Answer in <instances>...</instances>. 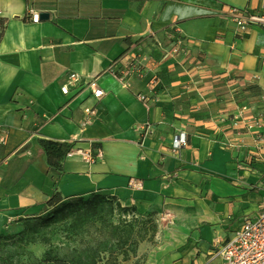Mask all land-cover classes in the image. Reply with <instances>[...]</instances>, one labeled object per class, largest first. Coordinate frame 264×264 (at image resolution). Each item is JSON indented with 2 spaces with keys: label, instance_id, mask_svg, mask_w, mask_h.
<instances>
[{
  "label": "crops",
  "instance_id": "obj_1",
  "mask_svg": "<svg viewBox=\"0 0 264 264\" xmlns=\"http://www.w3.org/2000/svg\"><path fill=\"white\" fill-rule=\"evenodd\" d=\"M263 5L0 0V129L7 134L0 232L41 211L54 190L63 197L103 191L155 214L164 228L158 243L139 242L126 264H217L220 242L264 202V139L257 137L264 132V29L238 34L224 13ZM30 9L48 17L34 22ZM177 34L185 51L173 54ZM134 57H145L143 75L127 70ZM69 72L95 78L103 96L69 84ZM85 106L95 116L83 124ZM240 114L259 115L261 125L246 129ZM177 131L187 143L174 152ZM39 138L101 156L88 163L67 155L54 182Z\"/></svg>",
  "mask_w": 264,
  "mask_h": 264
},
{
  "label": "rangeland",
  "instance_id": "obj_2",
  "mask_svg": "<svg viewBox=\"0 0 264 264\" xmlns=\"http://www.w3.org/2000/svg\"><path fill=\"white\" fill-rule=\"evenodd\" d=\"M46 173H51L55 182L58 170L47 169ZM97 193L105 194L108 198V203L99 207L97 213L82 206L64 207L67 202L78 200L80 196L88 198L91 193L66 197L57 205L46 207L35 215L13 218L7 222L0 232V242L5 244L7 251L14 252L12 258L20 264H35L49 246L56 255L67 259L77 258L82 250L89 254L83 263L72 261L68 264H90L96 248L99 249L94 258L100 256L96 264H126L133 255L131 246L136 252L139 242L160 241L164 228L160 231L158 216L142 214L132 208L122 210L117 205L119 201L115 195L103 191ZM133 241H137V245H133ZM100 242L106 244L98 246ZM105 247L113 248L114 253L109 255L108 250L99 251ZM126 249L128 257L123 260L122 251ZM138 262L139 258L134 260V264Z\"/></svg>",
  "mask_w": 264,
  "mask_h": 264
},
{
  "label": "built area",
  "instance_id": "obj_3",
  "mask_svg": "<svg viewBox=\"0 0 264 264\" xmlns=\"http://www.w3.org/2000/svg\"><path fill=\"white\" fill-rule=\"evenodd\" d=\"M225 17L233 22L238 34H245L251 27L257 26L264 29V5L260 9H251L247 7L229 6L224 13ZM30 18L37 22L40 20V13L30 9ZM185 51L184 38L180 35L174 36L171 46V52L177 54ZM145 57L129 58L126 62L127 70L143 75L146 69ZM68 83H79L78 88L88 87L91 89V95L95 99L103 96L104 91L97 86L95 78L80 80L76 72L68 73ZM68 85L62 86L63 93L68 92ZM141 99L145 97L139 95ZM85 119L83 124L89 123L95 116L94 106H85L83 108ZM239 118H245L244 124L246 129H255L261 125V117L259 115H248L246 117L241 114ZM238 120H236L237 122ZM143 128H146L143 126ZM6 130L0 129V146L6 143ZM258 140L264 139V132L258 133ZM187 143V135L185 131H177L173 134L171 140V150L177 152ZM78 155L82 160L93 163L101 152H93L90 148H72L68 153ZM132 187H139V183L130 182ZM219 257L217 264H264V202L257 214L249 216L243 220L241 225L220 242L215 251Z\"/></svg>",
  "mask_w": 264,
  "mask_h": 264
},
{
  "label": "trees",
  "instance_id": "obj_4",
  "mask_svg": "<svg viewBox=\"0 0 264 264\" xmlns=\"http://www.w3.org/2000/svg\"><path fill=\"white\" fill-rule=\"evenodd\" d=\"M39 145L42 147V149L46 153L47 157V163H48V169H51L52 171L58 170L57 175L60 173L61 169V161L64 157L68 155V153L73 148L72 143L58 141L54 139H48V138H39L38 139ZM56 181V179H55ZM80 196V195H79ZM64 198L57 190H54L53 193L49 196V198L45 201L43 205V209L50 206H55L58 203H60ZM108 203L107 195L97 192H91V195L88 198H80L75 201H69L66 204H64V207L73 206V207H87L89 209H92L93 213H97L99 210V207H102V205ZM118 207H120L122 210H128L130 207L122 206L120 203L117 204ZM154 230L152 231V233ZM144 238H142L143 240ZM141 240V239H140ZM33 241V240H32ZM106 244L105 242L98 243V246ZM133 245H137V241L132 242ZM99 248L95 249V256L90 258L91 263L90 264H96L99 260L100 256L96 257V252H98ZM109 255H112L114 253L113 248L107 249V247L100 249L99 251H107ZM130 251L132 254L135 253V248L132 246L130 247ZM14 252H9L5 249V244L0 242V264H20L18 261H14L12 256ZM89 257V254L85 252V250H82L77 258H70L67 259L65 257L58 256L54 253L53 248L49 246L46 248L43 252V255L41 259L36 262L35 264H68L69 262H81L83 263L84 259H87ZM128 257V250L122 251V259H126ZM117 259V258H115ZM115 262L117 260H114Z\"/></svg>",
  "mask_w": 264,
  "mask_h": 264
},
{
  "label": "water",
  "instance_id": "obj_5",
  "mask_svg": "<svg viewBox=\"0 0 264 264\" xmlns=\"http://www.w3.org/2000/svg\"><path fill=\"white\" fill-rule=\"evenodd\" d=\"M40 17L41 18H47L48 17V13L47 12H40Z\"/></svg>",
  "mask_w": 264,
  "mask_h": 264
}]
</instances>
